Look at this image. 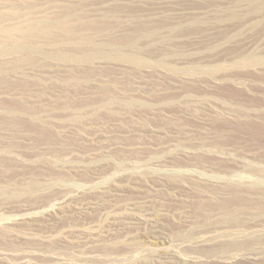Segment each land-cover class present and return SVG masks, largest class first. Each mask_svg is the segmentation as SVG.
Masks as SVG:
<instances>
[{
  "label": "rangeland",
  "instance_id": "1",
  "mask_svg": "<svg viewBox=\"0 0 264 264\" xmlns=\"http://www.w3.org/2000/svg\"><path fill=\"white\" fill-rule=\"evenodd\" d=\"M0 264H264V0H0Z\"/></svg>",
  "mask_w": 264,
  "mask_h": 264
},
{
  "label": "bare ground",
  "instance_id": "2",
  "mask_svg": "<svg viewBox=\"0 0 264 264\" xmlns=\"http://www.w3.org/2000/svg\"><path fill=\"white\" fill-rule=\"evenodd\" d=\"M92 200L91 195H85L83 196H73L71 195L69 198H67V201L69 202H75L76 204H81V206L90 204Z\"/></svg>",
  "mask_w": 264,
  "mask_h": 264
}]
</instances>
